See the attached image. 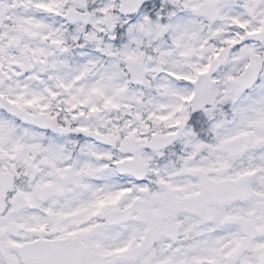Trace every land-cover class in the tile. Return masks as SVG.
I'll list each match as a JSON object with an SVG mask.
<instances>
[{
  "label": "snow or ice",
  "instance_id": "snow-or-ice-1",
  "mask_svg": "<svg viewBox=\"0 0 264 264\" xmlns=\"http://www.w3.org/2000/svg\"><path fill=\"white\" fill-rule=\"evenodd\" d=\"M0 264H264V0H0Z\"/></svg>",
  "mask_w": 264,
  "mask_h": 264
}]
</instances>
